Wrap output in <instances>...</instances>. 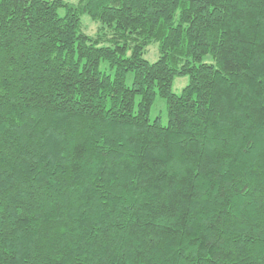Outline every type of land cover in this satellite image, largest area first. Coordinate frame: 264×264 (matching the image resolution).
Here are the masks:
<instances>
[{
	"label": "trees",
	"instance_id": "16d2710c",
	"mask_svg": "<svg viewBox=\"0 0 264 264\" xmlns=\"http://www.w3.org/2000/svg\"><path fill=\"white\" fill-rule=\"evenodd\" d=\"M0 264H264V0H0Z\"/></svg>",
	"mask_w": 264,
	"mask_h": 264
},
{
	"label": "rangeland",
	"instance_id": "374dc122",
	"mask_svg": "<svg viewBox=\"0 0 264 264\" xmlns=\"http://www.w3.org/2000/svg\"><path fill=\"white\" fill-rule=\"evenodd\" d=\"M68 2H76L77 0H65ZM81 22L83 25V28L85 32L88 34H92L96 31L97 24L93 22L88 15H82ZM144 59L148 60L149 62H154L157 60L159 53L157 44L152 43L150 44L144 54L142 55ZM206 60H209V58H206ZM188 77L187 76H177L175 77L173 84H172V91L175 94H179L182 90V88L187 84ZM159 117L161 119L162 124L166 123V105L163 99L160 97H156V100L151 108L150 117Z\"/></svg>",
	"mask_w": 264,
	"mask_h": 264
},
{
	"label": "snow or ice",
	"instance_id": "6c2138e0",
	"mask_svg": "<svg viewBox=\"0 0 264 264\" xmlns=\"http://www.w3.org/2000/svg\"><path fill=\"white\" fill-rule=\"evenodd\" d=\"M26 2H27V0H26Z\"/></svg>",
	"mask_w": 264,
	"mask_h": 264
}]
</instances>
